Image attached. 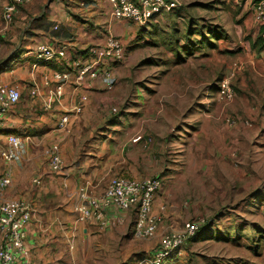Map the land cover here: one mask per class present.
Instances as JSON below:
<instances>
[{
	"label": "crops",
	"instance_id": "1",
	"mask_svg": "<svg viewBox=\"0 0 264 264\" xmlns=\"http://www.w3.org/2000/svg\"><path fill=\"white\" fill-rule=\"evenodd\" d=\"M7 1L0 0V85L16 87L21 98L3 115L0 145L5 146L7 136L14 134L20 138V146L12 161L0 158V175L7 173L11 179V184L0 191V203L12 198H26L31 202L32 216L25 227L29 264H61L64 255L73 254L74 242L77 244L79 241L67 238L65 229L69 226L63 219L68 212L73 213L79 186L86 185L90 193L100 195L114 177H156L163 181L152 204L153 212L161 216V221L154 236L144 239L146 246L140 249L152 251L166 231L181 228L189 218L200 220L207 216V210L196 203L186 206L185 202L182 212L170 204L172 195L182 192L176 187L177 180L184 178L183 167L180 166H186V172L198 173L204 168L202 172L206 169L212 174L217 161L220 176L233 168L238 173L236 180L241 184L244 158L246 161L248 158L264 161V110L258 113V108L253 109L259 114L255 116L258 134L254 133L255 137L250 140V157H246L243 143L245 126L242 123L229 124L226 114L220 111L217 115L214 111V115L205 116L200 119L201 123L192 125L189 115L183 118L188 110L180 115L179 108L175 106L176 99L170 98L176 90L193 92L200 86L201 90L206 81L200 75L190 72L142 79L117 74L125 59L124 42L129 40L131 31L138 25L112 18V6L108 0H33L22 5L6 27L2 13ZM175 13L162 11L150 21L166 19L169 15L185 20L184 14ZM107 34L119 38L124 51L122 60L109 63L114 77L113 88L107 90L100 77L86 79L78 86L71 81L65 85L59 102L46 108L48 88L42 87L43 74L71 69V59L84 55L88 46L101 44ZM230 37L218 40L216 48L197 42L192 56L196 58L202 52L209 58L215 52L227 54L229 49L235 51L238 47L228 42ZM40 43L53 47L66 45L65 58H55L33 68L36 62L33 51ZM183 45L184 40L179 42L175 53H171L172 57L175 56L173 65L184 61ZM258 54L264 56L263 52ZM34 83L40 86L41 91L40 95L31 97L30 87ZM162 83L169 86L158 85ZM181 85L185 87L179 88ZM82 96L87 99L82 103V109L75 111ZM205 100L202 103L207 109L209 105ZM215 102L220 104L217 96ZM113 108L116 110L112 111ZM63 115H68L66 129L59 127ZM136 136L140 138L134 141ZM229 142L233 147L227 146ZM53 143L59 145L64 162L63 170L57 173L50 169L44 152ZM211 145L214 151L210 152ZM207 149L209 151L203 154ZM184 158L185 162L182 161ZM35 178L38 183L33 182ZM233 186L234 190L238 187L236 182ZM204 191L208 195L211 193L207 187ZM116 216L114 211L109 212L105 228L94 222L75 221L82 234L97 232L112 240L115 233L128 229L132 237L129 241L141 240L133 235V211L127 213L123 223L118 222ZM95 237L102 240L101 236ZM122 238H127L126 234ZM182 255L183 252L166 263L175 264L176 260L183 263Z\"/></svg>",
	"mask_w": 264,
	"mask_h": 264
},
{
	"label": "rangeland",
	"instance_id": "2",
	"mask_svg": "<svg viewBox=\"0 0 264 264\" xmlns=\"http://www.w3.org/2000/svg\"><path fill=\"white\" fill-rule=\"evenodd\" d=\"M177 1L178 9L185 15V20H177L178 16L169 15L166 19L148 21L143 25L137 24L138 26L131 31V39L124 42L125 59L121 67L119 66L117 74L142 79L161 75H185L190 72L200 75L203 81L208 82H205L201 90L200 86L193 89V92L176 90L172 93L170 98L176 99L175 106L179 108V114L188 110L183 118L186 119L189 115L192 125L201 123L200 119L205 116L209 118L214 115V111L217 115L222 111L229 119L238 118L239 121L241 117L242 121L248 120L250 126L244 124L243 143L246 152L244 155L250 157V140L255 137L254 133L258 134L255 116L264 110V56L258 54L263 52L264 55V48L258 51L251 47V43L261 31L252 21L251 1ZM189 20L192 24L196 22L194 26L197 27L216 25L217 29L228 31V35L231 36L228 42H232L238 49L227 54L215 52L213 55L210 54L209 58L203 56L202 52L196 58L192 55L186 58L185 55L180 65H173L175 56L172 57L171 53H175L174 50L178 48L180 41H186ZM196 37L199 38V35L192 36V40H196ZM213 42L215 43L214 40ZM230 74L233 100L225 105L222 103L216 105L217 83ZM158 85L169 86L166 83ZM182 87L181 85L179 88ZM204 98L205 103L209 105L207 109L202 103ZM254 108H258V113ZM229 145L233 147L230 142L227 143V146ZM208 151L209 149L202 153ZM211 151H214L212 145ZM257 159L248 158L246 161L244 158L241 184H238L239 180H236L238 173H235L233 168L224 171L220 176L217 161L213 165L212 174L205 171L206 169L202 172L204 168L198 173L186 172V166H180L183 167L184 178L177 180L176 187L177 191L183 193L172 195L170 204L180 212L185 202L186 206L190 203L199 204L207 210V216L203 219L209 226L203 234L200 232L199 235L204 236L203 238L197 236L198 238L185 242L181 256L183 263L176 260L175 264H264V161L261 158ZM182 161L185 162L186 159ZM235 182L238 187L234 190ZM162 183L163 181L161 186ZM205 187L210 188V195L203 193ZM75 219L74 213L70 212L63 219L65 225L70 227L65 226L67 238L70 241L77 238L79 243L74 242L73 254L64 255L61 264H136L138 260L151 253L150 249L140 250L146 246V240H128L132 238L128 229L123 233H115L111 240L110 237L97 232L82 234ZM134 224L135 218L132 220V227ZM125 234L127 238L123 239L122 235ZM97 235L101 236L102 240H97L95 237ZM217 235L220 238H215ZM174 258L175 254L172 253L167 261Z\"/></svg>",
	"mask_w": 264,
	"mask_h": 264
},
{
	"label": "built area",
	"instance_id": "3",
	"mask_svg": "<svg viewBox=\"0 0 264 264\" xmlns=\"http://www.w3.org/2000/svg\"><path fill=\"white\" fill-rule=\"evenodd\" d=\"M33 0H8L3 8L2 18L6 27L13 21L19 8ZM112 6L111 17L124 19L140 25L148 22L153 16L175 9L179 6L177 0H108ZM251 15L255 22L264 26V0H250ZM1 48V40H0ZM66 45L53 47L49 44H37L33 51L36 62L33 68L43 62L55 58L64 59ZM124 51L119 38L107 34L101 44L88 46L86 52L71 59V69L54 70L50 74H43L42 87L48 88V97L45 107L50 108L52 103L59 102L65 85L73 81L76 86L82 85L86 79L100 77L107 90L114 86V77L109 66L110 61L123 59ZM230 76L221 79L217 87V100L228 104L233 100V90L230 85ZM40 86L34 83L30 87V96L40 95ZM21 98L20 91L14 86L0 85V122L7 109L14 107ZM87 99L82 96L75 106V111L82 109V103ZM116 109L113 108L112 111ZM68 115H63L59 127L66 129ZM229 124L242 123L250 126L248 120L226 119ZM140 137L136 136V141ZM5 146L0 145V158L6 162L12 161L20 146V138L9 134ZM50 169L61 172L64 167L59 145L53 143L45 149ZM38 183V179H33ZM11 184L7 173L0 175V191ZM161 187L159 178L124 179L111 178L100 195L90 193L86 185L79 186L76 192V201L73 213L78 222H94L100 228H105L109 222V212L117 213L116 220L123 223L128 212H134L135 224L133 235L137 239H150L154 236L161 221V216L152 210L155 193ZM32 206L26 198L6 199L0 203V264H29L30 251L26 244L25 227L31 220ZM204 219L186 220L181 228L170 229L160 238L151 253L141 258L136 264H164L172 255L182 254L185 242L193 238Z\"/></svg>",
	"mask_w": 264,
	"mask_h": 264
},
{
	"label": "trees",
	"instance_id": "4",
	"mask_svg": "<svg viewBox=\"0 0 264 264\" xmlns=\"http://www.w3.org/2000/svg\"><path fill=\"white\" fill-rule=\"evenodd\" d=\"M203 5H205V4H203ZM173 10H175V9L168 10V12H176V13L180 12L179 9L176 10V11H173ZM194 25H196V22H195V24H192L191 21H190L187 24V28L186 29H188V31H187V35L185 36V40H186L185 41V45H183V51H184L185 55L191 56V55L194 54L195 47L197 46V42L204 43V45L206 47H208V48H216L217 47V43L216 42L218 40L227 39L228 38L227 33L222 28L217 29L218 27H216V25L211 26V27H202V25L197 27V26H194ZM197 25H199V24H197ZM259 27L261 29L260 34L251 43V47L253 49H258V51L262 50L264 48V32H263L264 26L259 24ZM196 34L199 35V40L198 41L197 40H192V36H194ZM213 40L215 41V43L213 42ZM228 51H227V53H232L233 52V50H231V49H229ZM219 81H218V83H219ZM207 226H209L208 222H205L204 224H202L200 226L199 231L197 232V234L191 239L194 240L195 238H198L197 236H200L199 235L200 232H202V234H203L205 232V230H207ZM203 237L204 236H200L199 238H203ZM215 238H220V236L217 235ZM231 240H234V239H231Z\"/></svg>",
	"mask_w": 264,
	"mask_h": 264
}]
</instances>
